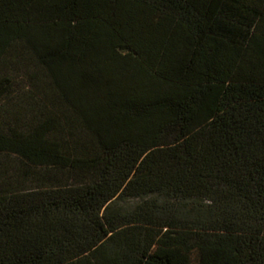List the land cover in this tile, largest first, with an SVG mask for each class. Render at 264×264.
Wrapping results in <instances>:
<instances>
[{"label":"trees","instance_id":"1","mask_svg":"<svg viewBox=\"0 0 264 264\" xmlns=\"http://www.w3.org/2000/svg\"><path fill=\"white\" fill-rule=\"evenodd\" d=\"M0 264H264V0H0Z\"/></svg>","mask_w":264,"mask_h":264}]
</instances>
